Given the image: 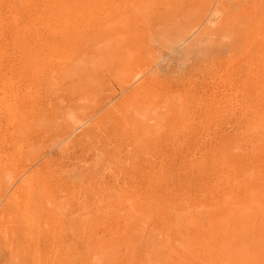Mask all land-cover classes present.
Returning a JSON list of instances; mask_svg holds the SVG:
<instances>
[{
	"label": "rangeland",
	"instance_id": "obj_1",
	"mask_svg": "<svg viewBox=\"0 0 264 264\" xmlns=\"http://www.w3.org/2000/svg\"><path fill=\"white\" fill-rule=\"evenodd\" d=\"M181 1L187 8L197 2ZM254 2L211 0L212 9L222 11L215 26L197 7L176 17L163 4L138 22L143 36L129 76L109 62L115 36L87 33L66 45L72 79L18 82L20 90L31 83L38 90L22 101L18 125L0 118V264H96V242L106 236L107 213L119 207L120 194L140 192L152 178L163 188L191 182L204 198L197 184L209 185L212 169L222 166L219 144L246 157L242 116L259 90L239 92L248 72L240 56ZM27 5L39 2L19 3L20 30L36 14L24 10ZM39 42L52 48L57 41L44 33ZM25 68L19 64L16 71ZM228 98L231 106H225ZM210 100L221 109L207 120ZM202 157L204 170L193 172L191 160ZM134 255L130 264L148 261L141 249Z\"/></svg>",
	"mask_w": 264,
	"mask_h": 264
},
{
	"label": "bare ground",
	"instance_id": "obj_2",
	"mask_svg": "<svg viewBox=\"0 0 264 264\" xmlns=\"http://www.w3.org/2000/svg\"><path fill=\"white\" fill-rule=\"evenodd\" d=\"M22 1L25 0H0V118L4 117L9 125L20 123L22 101L31 99L33 90H38L32 83L20 90L18 82L27 77L38 84L47 76L52 82L73 78L74 63L66 46L70 39L87 33L96 39L115 36L109 62H118V70L129 76L135 47L143 36L138 22L153 10L166 4L170 5V12L181 17L191 15L197 7L206 13L209 25L215 26L222 19V11L213 10L211 0H195L193 6L188 3L189 8L181 0H37L39 6L24 8L36 14L27 28L20 30L17 16ZM116 1L119 5L114 6ZM254 8L253 18L242 32L244 45L240 56L247 60L248 72L246 84L239 92L259 90L257 95L249 96L248 109L242 116L246 123L241 136L247 138L249 146L247 155L243 151L246 157H238L218 143L222 166L212 169L209 185L197 184L204 190V198L196 193L191 182L163 188L160 180L152 178L145 180L142 191L120 194L119 207L107 213L111 226L106 236L96 242V264H130L137 249L148 256L145 264H264V5L256 0ZM249 9L253 8L245 10ZM137 11H142L139 16ZM44 33L56 39L54 47L40 44ZM19 64L26 68L16 71ZM231 75L227 82L233 89ZM232 98L225 100V106L232 105ZM209 108L207 120L214 115V108L221 109L213 100ZM202 158L191 160L193 172L204 170ZM224 165L234 168V172ZM158 236H162L161 240Z\"/></svg>",
	"mask_w": 264,
	"mask_h": 264
}]
</instances>
